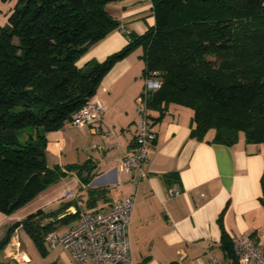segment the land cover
<instances>
[{
  "label": "trees",
  "instance_id": "trees-1",
  "mask_svg": "<svg viewBox=\"0 0 264 264\" xmlns=\"http://www.w3.org/2000/svg\"><path fill=\"white\" fill-rule=\"evenodd\" d=\"M116 1L17 0L0 24V213L22 209L65 175L47 165V134L71 123L114 65L139 48L144 77L157 72L162 81L150 111L192 110L191 138L199 142L232 147L244 135L264 145V0H151L154 27L130 33L104 62L79 67L120 29L107 10ZM262 187L264 206V180ZM54 217L38 211L14 223L0 238V257L19 228L46 255L45 237L72 218L44 223ZM222 247L238 264L227 233Z\"/></svg>",
  "mask_w": 264,
  "mask_h": 264
},
{
  "label": "crops",
  "instance_id": "crops-1",
  "mask_svg": "<svg viewBox=\"0 0 264 264\" xmlns=\"http://www.w3.org/2000/svg\"><path fill=\"white\" fill-rule=\"evenodd\" d=\"M16 3L0 0V24L5 25ZM107 10L121 27L94 45L79 67L93 60L104 62L129 44L130 33L143 35L156 23L151 0H117ZM143 54L139 48L116 63L94 97L105 110L102 125L112 131L110 137H103L99 125L78 128L70 123L47 134V165L65 175L27 206L34 205L32 214H57L44 223L72 216L57 225L55 232L62 234L82 214L106 211L134 195L130 227L134 264H211L212 256L234 264L223 250V233L242 234L254 243L264 236V145L247 144L244 135L232 147L199 142L191 138L193 111L171 104L162 116L150 113L156 140L145 175L119 170L124 154L135 144L140 120L136 100L144 88ZM169 189H180L181 194L170 197ZM69 192L73 197L66 199ZM62 253L59 263L75 264L70 252ZM13 255L7 247L0 262L19 264Z\"/></svg>",
  "mask_w": 264,
  "mask_h": 264
},
{
  "label": "built area",
  "instance_id": "built-area-1",
  "mask_svg": "<svg viewBox=\"0 0 264 264\" xmlns=\"http://www.w3.org/2000/svg\"><path fill=\"white\" fill-rule=\"evenodd\" d=\"M162 87L157 72L144 77V88L136 100V109L140 117L134 146L124 156L119 170L125 172L138 171L145 175V166L150 162L152 147L156 134L151 128L149 99ZM105 110L93 97L87 101L73 116L71 125L78 128L99 125L102 135L108 138L112 131L103 127ZM181 194L180 189H169V196ZM73 197L69 192L66 199ZM136 197L128 196L115 203L106 211L93 214H82L75 225L60 234L51 232L45 237V245L54 251L58 248L70 252L75 264H134L130 240V227L135 211ZM234 254L238 264H264V236L261 242H251L245 235L232 234ZM19 264H28L30 260L21 251V242L15 234L9 244ZM211 264H225L220 258L212 256Z\"/></svg>",
  "mask_w": 264,
  "mask_h": 264
},
{
  "label": "rangeland",
  "instance_id": "rangeland-1",
  "mask_svg": "<svg viewBox=\"0 0 264 264\" xmlns=\"http://www.w3.org/2000/svg\"><path fill=\"white\" fill-rule=\"evenodd\" d=\"M34 209H35L34 205L32 204L29 206H25L22 209H19L18 211H16L15 213H13L11 215H6L3 213H0V223H2L1 220L6 221V223H7V224L0 225V238L3 237L6 230L10 226L13 225L15 220H17V219L18 220H24L26 217H28L29 215H31L33 213L32 211H34ZM17 233L18 232L16 230L15 233L13 234V236ZM18 234H20V237H21V239L24 243V246H25L24 249H26V252L31 259L28 264H61L58 262V258L63 261L64 256H63L62 252L68 254V256H69V253L62 248H59L57 250L52 251V250L48 249L46 245L44 247H45L47 254L44 255L39 250V248L36 246V244L33 242V240L30 238V236L26 233L25 230H21ZM13 236L11 237V240H12ZM11 240H10V242H11ZM10 242H9V244H10ZM9 244L7 245V247L9 246ZM21 245H22V242H21ZM7 247L5 249H7ZM21 248H22L21 251H23V247H21ZM14 264H16V263H14Z\"/></svg>",
  "mask_w": 264,
  "mask_h": 264
}]
</instances>
